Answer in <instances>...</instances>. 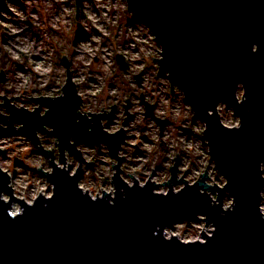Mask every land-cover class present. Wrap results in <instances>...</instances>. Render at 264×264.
Segmentation results:
<instances>
[{
	"label": "clouds",
	"instance_id": "obj_1",
	"mask_svg": "<svg viewBox=\"0 0 264 264\" xmlns=\"http://www.w3.org/2000/svg\"><path fill=\"white\" fill-rule=\"evenodd\" d=\"M134 18L130 0H0V75L5 77L0 81V176L7 177L11 191H0V203L11 205L13 220L24 216L26 207L55 199L57 186L50 178L57 171L76 179L77 189L93 203L107 198L115 207L118 198L127 199V191L116 186L119 177L128 190L156 186L153 195L161 198L204 183L209 190L199 194L211 207L222 214L236 210L230 180L212 155L209 124L197 117L171 73L161 74L165 50L148 25H130ZM81 30L87 40L78 39ZM259 52L260 45L253 44L252 53ZM69 82L80 101L79 117L90 125L100 118L109 137L123 133L115 155L107 143L70 138L73 153L48 125L35 132L37 143L19 134L25 124L13 122L9 107L46 119L51 108L39 101L64 99ZM234 97L239 106L248 103L245 84L236 85ZM207 115L227 131L243 129V118L223 100ZM10 126L17 134H4ZM258 171L264 181V160ZM258 198L264 219V188ZM217 231L208 216L197 213L194 219L157 226L153 235L207 246Z\"/></svg>",
	"mask_w": 264,
	"mask_h": 264
},
{
	"label": "water",
	"instance_id": "obj_2",
	"mask_svg": "<svg viewBox=\"0 0 264 264\" xmlns=\"http://www.w3.org/2000/svg\"><path fill=\"white\" fill-rule=\"evenodd\" d=\"M130 7L165 50L161 74L171 73L197 117L209 124L212 155L230 180L236 210L222 214L221 208L211 207L209 198L199 194L209 190L204 183L161 198L153 195L156 186L128 190L119 177L116 186L127 191V199L118 198L115 207L107 198L93 203L77 189L76 179L57 171L50 178L57 186L53 201L25 206V215L15 220L8 216L11 205L0 203V264H264V219L258 211V192L264 188L258 171L264 160V0H130ZM253 44L260 45L258 55L252 53ZM238 83L247 88L244 106L235 101ZM221 100L243 118L241 131H227L208 117ZM39 103L51 108L46 119L39 112L8 109L34 143L35 132L48 125L73 153L70 138L107 143L113 155L119 150L123 133L109 137L100 118L90 125L78 116L80 101L70 82L64 99ZM4 134L17 133L10 126ZM7 183L0 176V191L11 195ZM197 213L218 228L207 246L169 243L162 233L153 235L157 226L194 219Z\"/></svg>",
	"mask_w": 264,
	"mask_h": 264
},
{
	"label": "rangeland",
	"instance_id": "obj_3",
	"mask_svg": "<svg viewBox=\"0 0 264 264\" xmlns=\"http://www.w3.org/2000/svg\"><path fill=\"white\" fill-rule=\"evenodd\" d=\"M136 23H144L145 24V22L139 21L136 17L133 20L130 21V25H132V26H134ZM78 39L79 40H87L88 39V36H87L86 33L83 32V30H81L79 32V34H78ZM120 64H121L122 67H126L125 62L124 63H120ZM20 70L23 71L24 69L21 68ZM19 134H23V133H19ZM5 135H9V134H5ZM23 135H26V134H23Z\"/></svg>",
	"mask_w": 264,
	"mask_h": 264
},
{
	"label": "built area",
	"instance_id": "obj_4",
	"mask_svg": "<svg viewBox=\"0 0 264 264\" xmlns=\"http://www.w3.org/2000/svg\"><path fill=\"white\" fill-rule=\"evenodd\" d=\"M139 21H141V20H139Z\"/></svg>",
	"mask_w": 264,
	"mask_h": 264
}]
</instances>
